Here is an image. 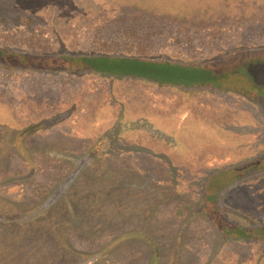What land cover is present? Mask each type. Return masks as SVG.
<instances>
[{"label": "rangeland", "instance_id": "rangeland-1", "mask_svg": "<svg viewBox=\"0 0 264 264\" xmlns=\"http://www.w3.org/2000/svg\"><path fill=\"white\" fill-rule=\"evenodd\" d=\"M0 45L201 65L264 0H0ZM255 93L0 68V264H264Z\"/></svg>", "mask_w": 264, "mask_h": 264}, {"label": "trees", "instance_id": "trees-1", "mask_svg": "<svg viewBox=\"0 0 264 264\" xmlns=\"http://www.w3.org/2000/svg\"><path fill=\"white\" fill-rule=\"evenodd\" d=\"M252 59L264 62V45L240 46L218 55L215 59L206 60L201 65L178 63L167 58H144L120 54L38 53L0 45V68L2 69L53 74L98 75L111 80H141L158 86L172 85L188 96L194 93V87L211 91L224 87L225 90H235L249 99H258L260 96L255 92L260 88L253 86L246 80V77L240 76L236 71L246 61ZM210 80L216 84L209 88H205L208 84L204 87L198 85ZM225 83L228 87L224 86ZM103 144L102 147L108 146L107 143ZM213 208L212 203L205 209L210 219H212ZM216 212L214 211L215 215L221 218L220 212ZM240 237L248 236L242 234Z\"/></svg>", "mask_w": 264, "mask_h": 264}, {"label": "water", "instance_id": "water-1", "mask_svg": "<svg viewBox=\"0 0 264 264\" xmlns=\"http://www.w3.org/2000/svg\"><path fill=\"white\" fill-rule=\"evenodd\" d=\"M246 75L254 83L264 86V63L251 62L246 65Z\"/></svg>", "mask_w": 264, "mask_h": 264}, {"label": "flooded vegetation", "instance_id": "flooded-vegetation-1", "mask_svg": "<svg viewBox=\"0 0 264 264\" xmlns=\"http://www.w3.org/2000/svg\"><path fill=\"white\" fill-rule=\"evenodd\" d=\"M254 62H259V61H254ZM245 79V78H244ZM246 80L248 81V82H250L253 86H255V87H258V88H260V89H263L264 90V86H261V85H258V84H256V83H254V82H252L249 78H246ZM223 82H226V81H223ZM208 84V85H207ZM216 83H214L213 81H208V82H204V83H200V84H198V85H200V86H205V85H207V86H205V88H209L210 86H214Z\"/></svg>", "mask_w": 264, "mask_h": 264}]
</instances>
